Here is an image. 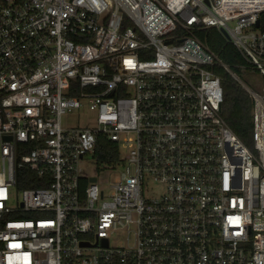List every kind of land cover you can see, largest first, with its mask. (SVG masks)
Returning a JSON list of instances; mask_svg holds the SVG:
<instances>
[{
  "label": "built area",
  "instance_id": "1",
  "mask_svg": "<svg viewBox=\"0 0 264 264\" xmlns=\"http://www.w3.org/2000/svg\"><path fill=\"white\" fill-rule=\"evenodd\" d=\"M262 26L264 0H0V264H264V90L232 75L250 149L198 37L222 31L264 81ZM81 110L92 125H63Z\"/></svg>",
  "mask_w": 264,
  "mask_h": 264
},
{
  "label": "trees",
  "instance_id": "2",
  "mask_svg": "<svg viewBox=\"0 0 264 264\" xmlns=\"http://www.w3.org/2000/svg\"><path fill=\"white\" fill-rule=\"evenodd\" d=\"M261 29L264 31L263 26ZM198 37L216 55L219 61L211 69L221 81L223 91L221 115L235 136L251 149L252 101L248 93L232 76L234 75L241 80V76L250 73L251 69L239 51L218 30L214 28L203 30L198 33ZM112 156H118L116 145L105 138H101L95 155L97 161L102 164H109L112 162ZM32 175L26 169L20 171L18 187L21 189L40 187L41 185L27 181Z\"/></svg>",
  "mask_w": 264,
  "mask_h": 264
},
{
  "label": "rangeland",
  "instance_id": "3",
  "mask_svg": "<svg viewBox=\"0 0 264 264\" xmlns=\"http://www.w3.org/2000/svg\"><path fill=\"white\" fill-rule=\"evenodd\" d=\"M241 81L259 93H262V91L264 90V81L261 78V76L257 73L243 74L241 76ZM236 82L241 86V84L238 81ZM92 116L93 115L86 110L72 112L63 117V125L65 127L90 126L92 125V123L89 122V119L92 118ZM96 168H97L96 162L91 159L80 165V169L83 174L89 176L95 175L98 179V182L102 185H106L109 181L110 182L114 181V179L119 175V171L121 170V168L117 167L115 172L108 175L106 172L96 171ZM159 190L160 188L158 186H155L150 192H154L153 194H156L159 192Z\"/></svg>",
  "mask_w": 264,
  "mask_h": 264
},
{
  "label": "water",
  "instance_id": "4",
  "mask_svg": "<svg viewBox=\"0 0 264 264\" xmlns=\"http://www.w3.org/2000/svg\"><path fill=\"white\" fill-rule=\"evenodd\" d=\"M258 26V25H257ZM221 34L227 39V36L221 31ZM92 182H95V179H91Z\"/></svg>",
  "mask_w": 264,
  "mask_h": 264
}]
</instances>
